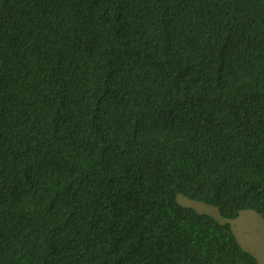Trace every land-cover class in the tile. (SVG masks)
I'll return each mask as SVG.
<instances>
[{"label":"trees","instance_id":"16d2710c","mask_svg":"<svg viewBox=\"0 0 264 264\" xmlns=\"http://www.w3.org/2000/svg\"><path fill=\"white\" fill-rule=\"evenodd\" d=\"M264 0H0V264H260Z\"/></svg>","mask_w":264,"mask_h":264},{"label":"rangeland","instance_id":"374dc122","mask_svg":"<svg viewBox=\"0 0 264 264\" xmlns=\"http://www.w3.org/2000/svg\"><path fill=\"white\" fill-rule=\"evenodd\" d=\"M178 202L187 207H191L200 213L208 214L214 217L221 223L229 222L232 229L236 232L239 241L246 246V241H253L259 253L256 254L260 264H264V219L253 210H246L248 212L243 214L239 219L229 220L220 215L217 207L209 205L200 201L192 200L184 195H177ZM245 217L244 221L243 218ZM244 222V223H243Z\"/></svg>","mask_w":264,"mask_h":264},{"label":"crops","instance_id":"0c3cea01","mask_svg":"<svg viewBox=\"0 0 264 264\" xmlns=\"http://www.w3.org/2000/svg\"><path fill=\"white\" fill-rule=\"evenodd\" d=\"M244 212H248V211H246V210L241 211V212L239 213L238 217L235 218V220H236V219H239L241 216H243V214H244V216H245V214H247V213H244ZM242 218H243V221H244L245 217H242ZM233 220H234V219H233ZM244 222H245V221H244ZM244 222H243V223H244ZM233 231H234V230H233ZM234 233H235V235H236V237H237V239H238V241H239V238H238V236H237V234H236L235 231H234ZM239 242H240V241H239ZM240 244L242 245L243 248H245L246 250H248L249 252H251V253L254 254L255 256H256L255 253H259V251L257 250V247H256V245H255V243H254L253 241H246V246H244L241 242H240Z\"/></svg>","mask_w":264,"mask_h":264}]
</instances>
